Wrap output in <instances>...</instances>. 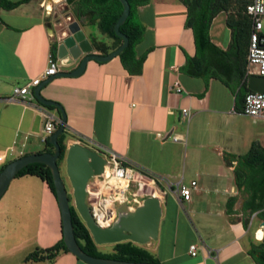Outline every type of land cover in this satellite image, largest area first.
<instances>
[{"label":"crops","instance_id":"0c3cea01","mask_svg":"<svg viewBox=\"0 0 264 264\" xmlns=\"http://www.w3.org/2000/svg\"><path fill=\"white\" fill-rule=\"evenodd\" d=\"M43 1L0 6V168L46 148L41 140L43 110L49 109L35 96L10 99L15 86L46 68L50 53L57 56L53 47L59 28ZM56 1L45 0L51 7ZM138 13L146 30L137 51H147L140 73L129 72L118 55L105 62L90 60L82 74L56 77L41 94L63 106L65 128L73 136L67 144L114 152L158 182L163 192L158 193L163 210L158 238L143 246L160 264H256L249 250L263 239L259 237L261 232L264 237V220L242 209L247 194L236 186V161L227 157L245 154L253 142L264 147V119L242 113L249 36L234 37L222 11L210 24L212 45L200 49L192 28L184 24L187 7L182 1L150 0ZM80 25L91 43L93 35L105 39L94 25ZM194 56L195 66H186ZM81 57L59 70H72ZM174 81L181 91L172 89ZM183 108L187 117L181 114ZM49 111L58 116L55 109ZM174 135L178 141H173ZM180 180L196 182L189 200L174 192ZM38 187L48 213L36 237L45 248L62 237L61 220L48 185L42 181ZM231 198L235 201L229 212ZM8 237L0 235V264H86L70 252L53 259H26L33 250L20 254L23 241L6 245ZM190 244H196L195 255L189 253Z\"/></svg>","mask_w":264,"mask_h":264},{"label":"trees","instance_id":"16d2710c","mask_svg":"<svg viewBox=\"0 0 264 264\" xmlns=\"http://www.w3.org/2000/svg\"><path fill=\"white\" fill-rule=\"evenodd\" d=\"M29 0H0V6L13 8ZM130 6L129 14L124 23L120 26V31L128 37V45L118 54L122 65L131 73H140L142 62L147 51L138 54L137 46L144 39L145 24L140 19L138 8L146 5L150 0H127ZM187 7V17L185 25L192 28L196 46L200 49L206 45H212L210 42L209 29L212 19L220 12L227 13L226 23L231 28L234 37L241 34L249 36L251 28V19L245 12V5L248 0H180ZM72 11L76 20L83 21L84 24L94 25L99 32L105 36V39H98L96 36L91 37L94 49L101 54H107L120 46L122 38L114 32V25L122 12V4L119 0H75ZM53 55L54 52L52 53ZM197 58L188 57L186 66H195ZM249 89L242 93L243 98ZM43 107L51 110L55 109L60 117L59 110L54 106ZM59 126V124H58ZM57 126V128H58ZM73 138L65 128L58 136L61 153L57 163L63 162L67 148V140ZM46 148L42 151L53 152V146L45 141ZM228 161L235 160L234 179L238 189L247 194L242 209L249 210V215L256 213L258 217L264 220V147L258 142H253L249 150L242 155H228ZM6 165V164H5ZM0 168V171L5 167ZM36 176L44 181L53 195L55 189L52 181L50 169L43 163H30L23 167L16 177ZM235 198L228 201V211L232 212ZM71 219L75 239L79 246L88 254L97 257H109L129 261H145L160 264L154 254L145 246L138 245L131 241H122L111 244V251H102L93 241L87 227L80 218L76 209L70 204ZM62 252H69L65 246L62 237L51 246L45 248H35L28 254L26 259H53ZM249 254L256 264H264V241L263 239L253 245ZM76 257V256H75ZM77 258V257H76Z\"/></svg>","mask_w":264,"mask_h":264},{"label":"water","instance_id":"95a60500","mask_svg":"<svg viewBox=\"0 0 264 264\" xmlns=\"http://www.w3.org/2000/svg\"><path fill=\"white\" fill-rule=\"evenodd\" d=\"M65 1L68 6H71L75 0ZM119 1L123 9L114 25V32L122 38V43L115 50L107 54L94 53V46L87 38L78 20H73L68 24V34L66 36L56 39L53 50L57 53L56 57L60 66L71 64L80 58L81 55L83 56L79 64L72 70H59L54 75H50L47 79L41 81L34 88L36 100L43 105L54 106L60 112V124L48 137V142L53 146L54 151L25 154L7 163L0 171V198L23 167L30 163H43L51 172L60 212L62 240L70 253L86 264H157L145 261L97 257L86 253L79 246L73 232L68 192L61 176V166L57 163L61 153L58 136L66 127V113L59 102L47 99L41 94V89L54 78L78 76L83 73L88 61H108L117 56L128 45V37L120 31V26L128 17L130 6L127 0ZM65 13H69L68 8ZM247 88L252 91H263L264 76L250 75ZM62 165L72 189L73 206L87 227L95 244L103 245L131 241L138 245H145L152 240H157L163 211L159 196H146L135 206H130L126 203L118 205L117 218L114 223L110 227H100L93 219L90 207L86 201V188L89 180L94 175L103 173L107 166L105 157L96 149L79 142H72L67 144ZM261 224L264 227V221Z\"/></svg>","mask_w":264,"mask_h":264},{"label":"built area","instance_id":"2783aa9c","mask_svg":"<svg viewBox=\"0 0 264 264\" xmlns=\"http://www.w3.org/2000/svg\"><path fill=\"white\" fill-rule=\"evenodd\" d=\"M48 15L54 14L55 25L59 28V38L68 34V24L73 21L70 13H65L68 8L65 0L56 1V5L51 7L45 0L42 2ZM245 12L251 19L249 32L246 74L264 76V33L262 32V17L264 16V0H248L245 5ZM60 69L58 58L50 53L47 57L46 68L35 78L22 86H15L12 89L10 99L23 100L32 94V88L54 75ZM172 89L179 92L181 87L178 81H174ZM242 113L253 118L264 119V90L246 92L243 98ZM181 114L188 116V110L183 108ZM44 123L41 140L46 139L57 129L60 124V117L49 110H43ZM173 141H178L179 137L172 136ZM107 161L103 173L94 175L88 182L86 188V201L96 224L100 227H110L117 218V206L128 204L135 206L146 196H158L157 191H161L158 182L153 177H149L126 163L114 152L107 150L100 151ZM164 184L171 187L167 180L160 179ZM196 182L191 181L186 184L181 180L175 183V193L185 200L191 198L192 186ZM162 192V191H161ZM163 194V192H162ZM160 197V196H159ZM263 226L261 229L263 230ZM260 240L263 238L261 232ZM196 244H190L189 253L196 254Z\"/></svg>","mask_w":264,"mask_h":264},{"label":"rangeland","instance_id":"374dc122","mask_svg":"<svg viewBox=\"0 0 264 264\" xmlns=\"http://www.w3.org/2000/svg\"><path fill=\"white\" fill-rule=\"evenodd\" d=\"M261 21L262 32L264 33V16ZM59 165L61 166V176L65 182L70 204L73 206L71 186L62 163ZM28 178L31 179L15 177L0 198V235L3 233L9 234L8 239L5 240L7 241L6 245L22 240L19 249L20 254H23L27 249L42 248L37 241L36 231L40 220L44 219L48 213L47 206L45 202L40 200L39 195L38 185L42 181L38 177ZM98 248L102 251H111L112 245H98Z\"/></svg>","mask_w":264,"mask_h":264},{"label":"bare ground","instance_id":"6f19581e","mask_svg":"<svg viewBox=\"0 0 264 264\" xmlns=\"http://www.w3.org/2000/svg\"><path fill=\"white\" fill-rule=\"evenodd\" d=\"M160 191L158 190L157 193H159Z\"/></svg>","mask_w":264,"mask_h":264}]
</instances>
